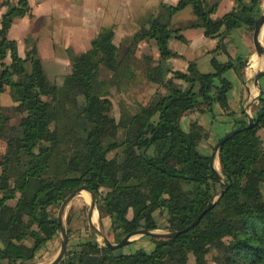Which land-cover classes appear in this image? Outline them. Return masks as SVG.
<instances>
[{
  "label": "trees",
  "instance_id": "obj_1",
  "mask_svg": "<svg viewBox=\"0 0 264 264\" xmlns=\"http://www.w3.org/2000/svg\"><path fill=\"white\" fill-rule=\"evenodd\" d=\"M235 3L219 17L212 15L218 0L163 3L122 44L114 40V26L105 25L86 50L72 56V69L61 84L48 78L36 48L22 57L15 39L0 36V139L10 148L0 172V260H33L60 229L50 207L83 184L95 192L100 217H110L117 241L137 228H158L157 210L168 213L170 230L185 228L204 210L219 180L210 155L198 148L203 126L192 121L185 130L181 118L205 101L227 107L232 82L222 74L232 67L241 74L247 59L213 56L211 72L201 71L195 60L186 70L174 69L167 62L177 55L170 39L184 35L172 27L171 18L191 6L197 20L190 25L203 27L207 36H223L237 27L254 30L262 0ZM29 10L28 0H19L3 14V23L8 26ZM148 38L156 40L160 55L156 63L152 55L145 56V79L166 91L157 90L134 112L125 107L117 119L111 89H130L138 74L134 45ZM224 45L221 40L218 48ZM8 86L17 103L5 107L1 94ZM16 113L18 120L11 122ZM253 117L252 127H247L248 118L239 119L240 130L220 146L229 187L196 225L170 237L147 234L154 241L150 250L112 249L86 238L68 249L59 264H191L190 253L192 264H209L212 249L218 251V264H264V145L259 133L264 95Z\"/></svg>",
  "mask_w": 264,
  "mask_h": 264
},
{
  "label": "crops",
  "instance_id": "obj_2",
  "mask_svg": "<svg viewBox=\"0 0 264 264\" xmlns=\"http://www.w3.org/2000/svg\"><path fill=\"white\" fill-rule=\"evenodd\" d=\"M3 1L0 0V2ZM9 1L10 5L19 3V0ZM178 1L28 0L30 10L24 15L15 16L8 26L3 23L2 17L10 5L3 4L0 6V36L7 34L8 37L15 39L18 52L22 57H26L28 52L36 48L48 78L61 84L62 82L57 81V77L64 79L65 75L71 71L72 56L86 50L103 26L113 25L115 42L117 39L124 41L136 32L151 15L156 14L163 3L175 4ZM235 4V0H218V6L212 15L219 17L232 9ZM196 20L197 15L191 6L179 9L173 14L172 27L181 28L180 32L184 35V39L177 37L170 39V47L177 52V55L167 59L170 66L174 69L186 70L189 61L195 60L201 71L211 72L214 71L211 62L213 56L220 60L234 59L238 56L247 59L241 74L233 67L222 74L232 82V87L228 91L227 107L222 106L219 101L213 103L205 101L198 104L197 108L186 112L181 118V124L185 130H190L192 121H197L203 126L204 131L198 141V148L207 153L212 148L214 149L223 135L236 127L239 119L248 118L247 113L254 115L256 105L260 103L257 99L260 86L264 88L263 77L259 78L258 83L255 77L259 70L264 69V58L251 46L252 43L249 41L245 27L234 28L223 36L211 37L205 35L203 27L190 25ZM223 30L224 28L221 31ZM221 40L225 42V45L218 48ZM134 51L137 59L135 70L138 74L130 86L138 87L146 82H150L149 85H151L155 81L145 79L144 58L146 55H152L153 62H157L160 53L156 40L154 38L141 39L134 45ZM6 61H11L10 55L6 57ZM50 72L54 80L50 77ZM109 73L106 77L111 76V72ZM155 83L157 86L155 89L152 87V97L157 90L166 91L163 86L159 88L158 82ZM9 91L11 90L8 86L1 94V103L5 107L17 103L12 98L13 93L10 96ZM2 142L0 139V143ZM0 147L4 149L0 150L1 172L10 148L7 145ZM10 203H15V201L10 200ZM1 260L6 261V259Z\"/></svg>",
  "mask_w": 264,
  "mask_h": 264
},
{
  "label": "rangeland",
  "instance_id": "obj_3",
  "mask_svg": "<svg viewBox=\"0 0 264 264\" xmlns=\"http://www.w3.org/2000/svg\"><path fill=\"white\" fill-rule=\"evenodd\" d=\"M262 8H263V12H264V0H262ZM246 29V33L249 37V41H251L252 43V47L254 49L255 45L253 42V29L252 28H247ZM262 35V43L264 44V33L261 34ZM116 42H118V44H122L123 40H119L117 39ZM263 58H264V53L262 54ZM26 65L28 66V68L31 67V64L29 61H26ZM142 73V72H141ZM109 70L105 72L106 76H109ZM50 77L54 80L55 78L51 75L50 72ZM263 77V85H264V76ZM56 81V80H55ZM57 81L58 82H63L64 79L57 77ZM148 81V80H147ZM146 82V81H145ZM150 82H146L144 85H139L138 87H130V89L124 93H122V91H118L116 89L115 86L112 87V93H111V100H112V113L115 115V117L117 119L120 118L121 116V112L122 109H124L125 107L130 110V112H134L136 111L142 104L148 103L152 98L151 93H152V87L153 89L156 88L157 84L155 82L151 83V85H149ZM162 87L159 84V88ZM10 92V96H12V92ZM9 97V96H8ZM14 100H16L15 97ZM6 102V100H5ZM7 107L12 106V105H6ZM259 104L256 105V109H258ZM13 112V110H11V113ZM255 113V112H254ZM17 115L15 117L12 118L11 122H15L18 120L19 118V114L16 113ZM259 133L263 139V145H264V127H262L259 130ZM3 142H5V140L2 139ZM0 143V146H4L6 145L5 143ZM2 148V147H0ZM1 151L4 149H0ZM6 150V149H5ZM120 150V149H119ZM213 151V148L211 151H208L207 153H203L210 155L211 152ZM6 152V151H5ZM116 150H113L109 153V156H113L115 154ZM220 172L222 173V169H220ZM223 174V173H222ZM112 179H110L111 181ZM219 180V179H218ZM224 185V183L219 180L218 183V189L215 192H219L220 190H222V186ZM263 190H264V185H263ZM214 192V193H215ZM88 193V194H85ZM86 195V196H85ZM85 197H88L85 198ZM219 197H217L218 199ZM91 200H92V195L91 193L86 190L83 189L81 190L78 194H76L74 196V198L69 202V204L67 205L64 215H63V222L64 225L68 231V236H69V240H68V249H72L76 246L77 243H79L80 241L86 239V238H95L96 239V234L91 230L90 224H89V220H88V211L90 209V204H91ZM62 202V201H61ZM60 204L57 205H52L50 207V210L52 212V214L54 216H58V212H59V208H60ZM97 210V216L96 218H94V221L96 223V225H98L100 227V229L105 232L114 242H116V238L114 237L112 228H111V220L109 218V216H103L100 217L99 214V210L97 208V204H96V208ZM130 213V211H129ZM131 215V213H130ZM155 216L158 220L159 223V227L155 228L154 231L157 232H167L170 231L169 229V218H168V213L165 211H161V210H157L155 212ZM61 241H62V232L61 229H59L58 233L51 238L50 240L47 241V243L45 245L42 246V248L39 249V251L37 252L35 258L31 261H28L26 263H30V264H49L53 258L58 254L60 247H61ZM138 247H144L147 250H150L154 247V241L152 239H150L149 237H147L145 234H138V235H134L133 239L124 246V250L126 251H131V250H135ZM218 251L216 249H212L209 254H208V263L209 264H218V262L216 261V256H217ZM189 262L192 264L194 262V255L192 253L189 254ZM16 263H9L7 260L3 261L1 260L0 264H17Z\"/></svg>",
  "mask_w": 264,
  "mask_h": 264
},
{
  "label": "water",
  "instance_id": "obj_4",
  "mask_svg": "<svg viewBox=\"0 0 264 264\" xmlns=\"http://www.w3.org/2000/svg\"><path fill=\"white\" fill-rule=\"evenodd\" d=\"M262 33H264V12H262L258 16V18L256 19L255 28L253 30V42H254V45H255V48H256L258 54H260V55H262L264 53V44L262 43V40H261V34ZM261 76H264V69L259 70V72L257 73V75L255 77V81L257 83H258L259 78ZM263 95H264V88L262 86H260V92L258 94L257 99L261 100ZM260 109H261V112H263V108L260 107ZM247 117H248L247 127H252L254 125V117L250 113H247ZM239 130H240L239 127H235L232 130L228 131L225 135H223L217 141L216 145L214 146L213 151L210 154V166L213 169L217 178L224 183V188L222 190H220L219 192H215L212 195V197L210 198V200H209L207 206L204 208V210L202 212H200V214H198L194 218V220L189 225H187L185 228L178 229V230H170L167 232H157V231H154V229H148V228H137V229H134V230L127 232L126 234H124V236L119 241L114 242L105 232H103L100 229V227L98 225H96V223L94 221V213H95V208H96V204H97V196H96L95 192L92 191L88 187V185L83 184V185L75 188L74 190H72L62 200V202L60 204L57 220H58V223L60 224V229L62 232L61 247H60L58 254L53 258V260L49 264H59L67 252L69 236H68V231H67V229L64 225V222H63V215H64L65 209H66L67 205L69 204V202L74 198V196L76 194H78L83 189L88 190L92 195L90 209L88 211V220H89L91 230L97 235L96 240L100 244L108 246L112 249H119V248L125 246L126 244H128L133 239L134 235H138V234L147 235V234H149V235H156L159 237H170V236H175L182 231H186L189 228L196 225L199 222V220L202 218V216L206 213V211H208L211 208V206L215 203V201L217 200V197L222 196L224 194V192L227 190V188L229 187V184L225 181L223 174L216 167L215 163H216V158H217L218 153H219L220 146L229 137H231L233 134H235ZM143 150H144V148H143ZM17 264H30V263L18 262Z\"/></svg>",
  "mask_w": 264,
  "mask_h": 264
},
{
  "label": "bare ground",
  "instance_id": "obj_5",
  "mask_svg": "<svg viewBox=\"0 0 264 264\" xmlns=\"http://www.w3.org/2000/svg\"><path fill=\"white\" fill-rule=\"evenodd\" d=\"M261 39H262V35H261ZM215 164H216V167L220 170L221 169V165H220L219 156H217ZM85 194H88V193H85ZM85 198L88 199V197H85ZM96 216H97V210L95 209L94 218H96Z\"/></svg>",
  "mask_w": 264,
  "mask_h": 264
}]
</instances>
